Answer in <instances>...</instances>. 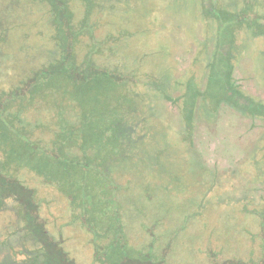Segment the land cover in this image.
Segmentation results:
<instances>
[{
	"label": "rangeland",
	"instance_id": "374dc122",
	"mask_svg": "<svg viewBox=\"0 0 264 264\" xmlns=\"http://www.w3.org/2000/svg\"><path fill=\"white\" fill-rule=\"evenodd\" d=\"M205 2L214 12H242L245 7V0ZM249 2L258 16L255 25L241 23L231 30L230 24L218 27V19L206 13L204 0H98L93 35L102 46L92 58L132 76L120 98L118 89L113 93L119 101L130 99L121 104L122 158L107 157L109 164L103 172H94V183L87 186L93 195L111 196L113 190L110 185L104 188V182L114 180L124 236L114 252L110 244L104 248L114 264H230L228 259L264 264V222L257 214L264 197V118L242 112L230 99L217 102L220 77L228 78L239 97L264 104V31L257 27V21L264 24V0ZM70 5L76 14L83 8L80 0H70ZM49 19L46 2L0 0V90L31 77L49 57L55 46ZM91 41L82 36L76 43L79 60ZM189 80L202 90L190 116L183 111L182 98ZM98 87L91 84L82 93L72 90L66 95L83 99L88 111L105 113L108 109L99 111L94 105L109 99ZM41 96L13 115L31 140L49 146L56 104L54 96ZM107 121L95 115L86 124L95 125L93 132ZM110 133L91 143L104 142L105 149ZM1 145L0 138L3 161ZM7 155L13 175L41 200L45 230L60 242L68 259L73 264H102L101 247L110 237L96 236L77 219V210L56 185L32 169H17L16 145L8 147ZM23 224L16 204L7 199L0 208V241ZM108 230L110 236L116 233L112 224ZM13 241L16 248L14 236ZM23 241L33 247V241Z\"/></svg>",
	"mask_w": 264,
	"mask_h": 264
},
{
	"label": "trees",
	"instance_id": "16d2710c",
	"mask_svg": "<svg viewBox=\"0 0 264 264\" xmlns=\"http://www.w3.org/2000/svg\"><path fill=\"white\" fill-rule=\"evenodd\" d=\"M40 1L46 2L49 6V22L53 26L52 36L55 41L54 49L45 62L35 72H32L31 77H24L10 90H0V138L2 140L1 146H4L2 150L4 160L2 161L0 158V208L4 206L7 199L13 201L17 206V213L24 221L23 226L11 233L8 239L0 241V252L4 253V257L0 258V264H73L62 249L60 242L56 241L45 230L44 222L39 216L41 200L36 192L13 175L10 167L14 164H6V158L9 157L7 155L8 147L14 145L17 146V155L13 157V161L17 163V169L22 167L32 169L41 175L46 182L56 185L69 200L72 209L77 210L74 214L77 219L87 225L88 229L92 230L96 236L99 235L105 239L110 237L109 241L101 247L99 259L102 264H114L111 260L113 257L107 256L109 252L104 250L110 244L112 253L115 246L118 248L124 243L120 220L118 223L122 213L115 204L117 200L114 196L116 194V190L113 189L114 180L109 179L107 185L104 182V188L107 189L108 185L112 188L111 196L105 195L104 192L101 195H93L92 192L87 191V186L94 183L90 180L92 178L90 176L98 170L103 172L104 166L109 164L111 159H107V157L113 156L114 160L122 158L120 147L124 141H122L119 133L122 128L120 114L123 112V108L121 104L127 103L130 99L119 101L113 93L118 89L120 98L122 87L132 76L130 73L117 69V67L96 63L92 58L93 54L101 52L100 46H102V41H95L93 35L97 22L92 18V15L98 0H80L83 8L79 14L73 11L70 0ZM205 1L206 13L218 19V27L220 28L230 24L228 27L231 26L232 30L241 23L252 26L255 25V20L258 18L256 13L252 12L249 0H245V7L242 12L230 13L219 10L214 12ZM262 23L257 21L259 32L264 31V24ZM82 36H88L92 41L85 55L79 60L75 45ZM104 41L106 42V40ZM227 53L229 54V52ZM222 57L225 56L222 55ZM227 79L224 80L220 77L218 79L220 81L217 83L221 87L222 94L217 102L226 98L230 99L232 104L242 112L250 116L264 118V104L248 98L245 100L242 96L239 97V91L232 88ZM91 84L94 86L98 84V88L106 92L109 98H106L105 104L103 100L94 102L99 111L103 108L108 109L105 113H96L98 110L94 113L93 109L88 111L82 105L83 99L73 97L74 94L71 93L69 97L73 99L70 101L66 95L72 90L82 93ZM98 88L97 90H99ZM187 89L188 92H190L189 89L192 91L191 99L190 93L186 94ZM186 90L182 95L183 111L190 116L198 97L202 94V90L197 85L194 88L190 80L186 83ZM44 91L51 98L54 96L55 100L54 98L53 100L56 104V116L54 118L56 129L52 131L53 138L49 146L46 143L39 144L37 140H31L29 131L20 126V123L15 119L16 114L13 115L19 111L21 113V109L30 104L33 98L42 97L41 95L46 94L43 93ZM54 92H59V95H54ZM95 115L104 121H108L103 127H98L91 132L95 125L88 128L86 122ZM108 132H111L110 140L113 143L109 145L111 141L109 144L107 142L105 149L104 142L98 141L95 146L91 143L93 138L96 141V137H107ZM76 147L80 152L76 153ZM108 153L111 154L107 156ZM102 197L105 198L102 199ZM261 202V211L257 212L260 223L261 221L264 222V197ZM92 220H96L98 223L95 225ZM109 224L113 225L116 232L112 236L108 230ZM96 227L101 228L102 233H97ZM262 234H264V230H262ZM13 236L17 241L16 248L12 246ZM23 239L33 241V247H27L23 243ZM262 252L264 254V249ZM18 255H22V257L19 259ZM235 260L228 259L226 262L240 264L237 261L235 263ZM262 262L264 263V258ZM215 263L217 262L214 261ZM149 264H155V262ZM218 264H224V262Z\"/></svg>",
	"mask_w": 264,
	"mask_h": 264
}]
</instances>
